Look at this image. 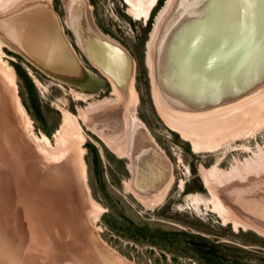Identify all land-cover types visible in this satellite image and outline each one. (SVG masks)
Listing matches in <instances>:
<instances>
[{"label":"rangeland","instance_id":"obj_1","mask_svg":"<svg viewBox=\"0 0 264 264\" xmlns=\"http://www.w3.org/2000/svg\"><path fill=\"white\" fill-rule=\"evenodd\" d=\"M50 1L55 8L59 9V11L56 10L60 12L63 21L65 20L67 23V1ZM170 1L158 0L150 18L146 20L143 17L135 18L129 11V4L124 0H87L88 3L85 4V7L84 4L82 6L86 15L90 13L92 16L97 31L105 35L109 41H115L119 45L118 47L127 49V53L133 58L135 63L133 87L138 96V103L134 109H127V111H125L124 101L120 94L115 92V81L112 82L105 73L107 69L101 70L92 64L102 74L95 69L86 59L82 48L81 51L84 55L74 47L91 79L90 82L88 80L82 88H79L78 85L66 84L48 76L23 57H16L13 54L15 52L8 48V45L0 38V264H83L85 261L84 264L93 262L98 264V258L93 254L91 256L87 248L74 244L78 243L76 241L78 235L83 239L91 232L92 234L88 237L94 235V239L100 243L103 249L107 250L106 253H109L113 259L123 260V263L119 262L120 264H198L186 256H181L179 251L183 247L180 246L178 238L174 241L166 236L170 231L177 229H188L194 233L215 239L219 238L221 241L238 245H241L243 240H247L250 243L249 249L255 253L246 256L239 252L236 255L251 264H262L261 261H264V236L244 226L235 228L233 221L226 220V222L213 207L214 193L211 190L213 189L228 206L230 218L237 219L235 212L232 211L233 202L239 201L238 199L245 195L248 196L249 192L258 191L256 189L262 182L264 183V101L259 103L264 99V90L258 92V95L244 98L242 96L243 102L241 108L238 109L240 113L235 121L232 120V117L227 118L225 123L229 126L226 125L224 131L223 127L221 128L224 133L208 136L209 141H219L216 148L196 151L191 142L183 138L180 131L173 129L161 116L156 102L152 68L149 63L152 46L154 47L153 40L156 38L155 34L159 28L157 21ZM36 2L37 0H24L20 3L22 8L18 6L17 9L13 8L10 13L4 15L6 18L7 16L11 17V14L19 7L22 11L30 9L31 6L35 8ZM25 16L23 15L21 19ZM3 20L5 19L3 18ZM8 24L12 25L11 22ZM74 26L77 28L76 25ZM8 29L9 26H4V33L10 37L13 32L10 31V33ZM72 31L74 32L73 29ZM74 34L77 38L76 32ZM123 51H119V57L124 53ZM10 73L15 75V83H11L13 89L8 76ZM117 77L120 76H115L117 83L120 82V85L125 83ZM31 90L34 91L35 98H32ZM261 92L262 95H260ZM129 97H126L125 103L129 102ZM251 99H257L256 103L259 104H252ZM19 100L24 104L28 115L22 111ZM37 100L39 105H37ZM255 105L259 107H255ZM5 106H9L8 109ZM38 106L39 110H37ZM231 108L232 106L228 111ZM232 114H227V117ZM98 115H101V119H95L94 122H97L100 128H113V120L119 121L121 118V122H124V128L121 131H126L125 139L128 137L131 149L133 147L132 140L130 141L131 136H134V141L137 138L135 144L139 140V132L138 135L136 134L138 129L133 131L131 126V117L136 115L144 122L146 129H140L147 133L143 130L140 132L145 137L150 136V139H153L151 141L159 147V151L153 154L158 155L164 152L163 154L167 157V164L172 171V181L169 187L164 189L161 185L154 196L147 198L148 200L142 199L134 191L131 183L135 182L137 169L150 167L151 159H148L146 154L138 152L137 155L136 149H134V157L137 155L135 161L132 159L131 152L122 154L112 150L102 136L89 128L86 118L92 120ZM66 117L70 121L77 119L82 126L84 135H86L83 137L84 142H81L78 136L72 135L74 137L71 138L72 136L65 133ZM28 118L32 120L33 129L37 135L45 134L50 138L53 148L49 146L48 150L53 151L57 147L61 146L62 148L63 145L64 148L68 147L69 151H67L66 157L62 156L63 158L60 157V160L56 161L53 160L51 153L44 151L45 154H43V151L38 149L36 140L30 132L31 127L28 126ZM108 122L111 124L107 125ZM60 129L62 130L60 131ZM142 134L140 135L142 136ZM65 138L66 141H64ZM113 141L116 142V139ZM4 145L7 147H1ZM149 154L151 155V153ZM20 158L28 160L32 166L25 167L27 161L23 160L25 163L23 164L20 162ZM127 158L130 160L129 169L127 168L129 162ZM69 161H74V165L77 164L80 170L78 179L61 173L59 170L62 166L55 167V164L63 163L65 165ZM247 167H252L251 170L263 168L262 171L252 170V173L250 171L247 173V170L244 171ZM146 172L144 170L140 177L146 175ZM217 172L218 174L220 172L228 174V180H225V183L215 182L209 188L203 180V174L211 176ZM235 173L236 176H232ZM37 178L38 181H36ZM45 178L50 183L57 184L55 189L57 191L59 189V194L62 189L61 196L65 194L69 198L79 199L77 200L79 202L78 209L81 211H78L81 213L77 218L80 223H77L75 215L74 220L67 221L69 223L65 225L67 228L65 231L73 230L72 233L68 231L65 234L67 237L64 235L62 241L60 231L63 229L59 230L56 226L53 227L54 224H50L47 219L49 213L39 206L37 209L36 203H34L37 199L34 194L38 188L37 184L47 187L48 183L44 182ZM24 179L28 180L29 186ZM31 182L35 183L32 185ZM22 184H26V190L22 188ZM50 187L52 188V186ZM239 196L241 197L239 198ZM44 200L47 201V196ZM94 202L99 205L97 206ZM99 212V218L96 220L94 216ZM76 231H80L82 234L76 233ZM87 231L90 233L88 234ZM243 232L246 234H242ZM70 234L73 235L69 236ZM32 236L33 238H31ZM17 245H20V248ZM22 245H31L32 247V254L28 259L24 252L20 251L24 247ZM68 255L70 256L68 257ZM115 255L116 257H114ZM92 257L93 260H91Z\"/></svg>","mask_w":264,"mask_h":264},{"label":"bare ground","instance_id":"obj_2","mask_svg":"<svg viewBox=\"0 0 264 264\" xmlns=\"http://www.w3.org/2000/svg\"><path fill=\"white\" fill-rule=\"evenodd\" d=\"M23 1L24 0H0V17H2L0 19V30L4 32V26H9V32H13V35H11L10 37L13 38L16 43L17 41H21L20 46L23 45V47H25V45L30 40H35L34 43L43 42L42 45L45 46L46 43H44V41L48 40L47 31L46 33H40L41 30L38 28V25L40 26V23H42L43 20L46 19L50 14V10L47 9V6H44L42 9L40 8L39 10H37L38 5H33L35 6V8L31 6L30 9L20 12L22 14L17 15L18 17H16L15 19L10 16H7L6 18L5 16L7 13H10L13 8L17 9L18 6L21 7L20 3H22ZM47 1L51 2L50 0ZM66 1L68 7L67 24L71 29L74 30V32H76L78 43L84 50L85 56L92 59V63L99 67L101 70L107 69L105 73H107L112 82L115 81V92H118L122 98V101H124L125 111H127V109H134L136 104L138 103V96L133 87V71L135 69V63L133 61V58L130 54L127 53V49L125 51L126 53L121 54L119 57V45H117L115 41H109L105 35L97 31L98 29L93 23L92 16L90 15V13L86 15V11L82 7L83 4L85 7V4L88 3L87 0ZM124 1L129 4V11L133 14V16H135V18L140 19L143 17L146 20L150 18L151 12L158 0ZM166 11L167 14H165ZM23 15L26 16L21 19ZM85 16H87V18H85ZM88 16L90 19L89 21H91V24H88L87 22ZM3 18L8 20L4 21ZM8 22H11L12 25L8 24ZM157 24L159 28L157 33L155 34L156 38L153 40L154 47L152 46V56L151 59L149 57V63L152 68L151 72L155 82L156 102L159 106L161 116L166 120L167 123H169V125H171V127H173V129L180 131V135L183 138L188 139L196 151L210 150L216 148L218 146L219 141H209V137L211 134L214 135L216 133L218 135V133H224V127L226 125L227 127L229 126V124L225 123L227 118L232 117V120L235 121V119L238 117L237 115H239L240 113L238 109L241 108V104L243 102V100H241L242 96L244 98L250 97L255 94L258 95V92L264 90V0H171L168 4V7L160 15ZM74 25H76L77 28H75ZM84 27H87L88 29H85ZM8 30H6V32H8ZM226 31L229 32L230 35H234V38H236L237 40L233 43H231L229 38L227 43H225L224 40L218 41L219 35H222V33L223 35H227ZM24 38L25 42L22 41ZM109 42L112 44H110ZM29 44L33 45L31 41L29 42ZM45 49H47V47ZM247 55L249 56L247 57ZM116 75L120 76V78H122V81H124L127 85L125 86V83H123L122 85H120V82L117 83L115 80ZM8 76L10 77V84H14V73H10ZM203 79L205 80L203 81ZM207 83L212 84L211 89H207L210 88L209 86L205 85ZM12 84L10 86L13 89ZM260 95H262V92ZM128 96H130L128 99L129 102L125 103V99L126 97L128 98ZM263 101L264 99L261 100L259 103ZM251 102L252 104H259L256 103L257 99H251ZM19 104L25 115H28L24 104L20 100ZM231 106L232 108L228 111ZM5 107L8 109L9 106ZM255 107L259 106L255 105ZM231 113L233 114L227 117V114L229 115ZM222 114L224 115L222 116ZM167 116H170L173 121L171 119L170 121L166 119L168 118ZM66 118L67 123L64 126L65 133L68 134L70 137L72 135L78 136L80 137L79 139L81 140V142H84L83 137L86 135H84L82 126L79 124L77 119L75 121H70L68 117ZM95 119H101V115L94 117L92 120L86 118L90 130L102 136L112 150H115L118 153L122 154H127L131 152L133 161L136 160L138 152L143 155L146 154V157L148 159H151L149 161V165L150 163L152 165L150 167L148 166L149 168H143L145 171H147L146 175L140 177L141 175H143L141 173H144V170L142 168H138V173L135 177V182L131 183V187L140 197H142V199H147L150 196H154V194L159 190V187L161 185L164 189H166V187H169L172 181V171L169 169V165L167 164V157L165 154H163L164 152L162 154L159 153L158 155L153 154L159 151V147L158 145H156V143L152 142L153 139H150V136L145 137V135L140 132V130H143L140 128L146 129L144 122L140 120V118H138L136 115H133L130 120L131 126L133 127V131L138 129L136 130L137 135L139 132V140L136 142V144L135 141L137 140V138L134 141V136H131V138L129 136L130 141L132 140L133 143L132 149L127 140L128 137L125 139L126 131H121L124 128V122H121V118L119 121H117V119L113 120V128L107 126L111 124L109 122L106 125L108 128H100L98 127L97 122H94ZM28 121V126L31 127L30 132H32L31 134L36 140L35 142L39 147L38 149H41L43 151V154H45L44 151L51 153L50 155H52L53 160L56 161L60 160V157H64L66 154H68L67 151L69 150L67 149L68 147H66V145V148H64L63 145L62 148L60 146L61 149L57 147L53 151L48 150L47 147L49 146H52L51 148H53V144H51L50 138L45 134H43L42 136L37 135L33 129L32 120L28 118ZM98 123L102 124L103 122ZM222 127L223 131L221 130ZM61 130L62 129H60V131ZM192 130H194V133H192ZM205 131H207V133H205ZM140 134H142V136ZM73 137L74 136H72L71 138ZM66 138L64 139V141H66ZM112 139H116V142H114ZM13 144L18 145L17 143ZM129 146L130 148H128ZM1 147L5 148L7 146L4 145ZM134 149L137 150V155H135V157ZM2 150L4 149L2 148ZM148 152L151 153V155ZM23 160L25 159L20 158V162L23 163ZM26 161L27 166L25 167L32 166L28 160H25V162ZM59 166H62V168L59 170L61 173H66L69 175L68 177L71 176L78 179L80 170L77 167V164L74 165V161H69L65 165L63 163L55 164L56 168ZM256 166L258 167L260 165ZM263 167L260 168L262 169ZM251 168L247 167V169H245L244 171L247 170V173H249V171L252 173V170H261L254 167V169L251 170ZM32 170L30 171L32 172ZM203 175V180L209 188H211V186L215 182L225 183V180H228V174L226 175V173L224 174L223 172H220L219 174L217 172L214 175L212 174L211 176L206 173H204ZM232 176H236V173ZM36 181H38V178ZM44 182L48 183L46 184L47 187H44L43 185L41 186V184H37L38 188H36L34 194L36 195L35 198H37L39 201L36 199L34 203H36L37 209L39 207L41 209L44 208L49 213L47 219L50 224H54L53 227L56 226L59 230L63 229L62 231H60V238L62 241V237L66 233H68V231H71L72 233L73 230L72 229L65 231V225L69 223L70 220H74L75 216L77 218V216H79L81 213L79 212L81 210L78 209L79 202H77V200L79 199H76L75 197L74 199L69 198L65 194L61 196L60 194L62 189L60 190V194L58 192L59 189L58 191L55 189L57 184L50 183L47 179L46 181L44 180ZM26 184L27 186H29L28 180H26ZM26 184H24L25 186L23 184V186L21 185L24 190H26L25 188H27ZM30 184H32V182ZM49 184L50 186H52V188L49 186ZM211 190L212 193H214L212 197L213 207L217 212H219L223 216L224 220L233 221L235 228H239L240 226L246 227L247 225H244L242 221L240 222L238 219L230 218L228 214L230 210H227L228 206L225 205L224 201L220 196H218V194L216 195L213 189ZM38 193H40V195H38ZM46 196L47 201L44 200ZM60 197H63L64 200L62 201L63 198ZM240 197L241 196H239V198ZM45 201L48 204L46 203L45 205ZM98 205L99 204H97V206ZM252 206L254 207L256 205L251 204L248 212L249 214L252 213L253 215L256 209L253 210V208H251ZM256 208L258 207L256 206ZM50 211L53 213L51 214ZM243 212L244 211H242L241 213ZM14 213L17 214V212ZM99 214L100 212L98 214H95L94 218L96 220L99 218ZM79 218L81 219V217ZM77 220V223H80V220L78 218ZM11 225L13 224L11 223ZM80 231H76V233H80ZM87 232L88 234L90 233L89 231ZM80 234H82V232ZM90 234H92V232ZM90 234L88 236H90ZM30 235L32 234L30 233ZM72 235L70 234L69 236ZM88 236H84L85 238L82 239L78 235V238L76 237L78 240L75 239L76 241H78V243L75 242L74 244H79L81 247L87 248V251H90L91 256L93 254V256L95 255V257L98 258V264H120L119 262L123 263V260H119L120 258L113 259V257H111L109 253H106L105 251L107 250L103 249L100 243L94 239V235L93 237ZM31 238H33V236ZM26 246H24L23 248L28 252L24 251L23 248L20 251H23L25 256L27 257L26 259H28L29 255L32 254V247L31 245H28L27 247ZM17 247L20 248V245H17ZM69 256L70 255H68V257ZM114 257H116V255ZM91 260H93V257ZM84 263H86V261Z\"/></svg>","mask_w":264,"mask_h":264},{"label":"water","instance_id":"obj_3","mask_svg":"<svg viewBox=\"0 0 264 264\" xmlns=\"http://www.w3.org/2000/svg\"><path fill=\"white\" fill-rule=\"evenodd\" d=\"M36 3L38 5L37 10L40 8L42 9L44 6H47V9L50 10L49 16L44 19L42 23H40V26L38 25V28L41 30L40 33H46L47 31L48 40L44 41V43H46L45 46L42 45L43 42L34 43L35 40H30L33 45L29 44L30 41H28L25 47H23V45L20 46L21 41H17L19 44L18 45L11 37L7 36L6 33L1 30L0 38L8 45V48L23 57L26 61L37 67L43 73L63 83L78 85L79 88H82L83 85L88 82V80L90 82L91 77L85 65L83 64L81 57L71 43L67 32L65 31L63 19L59 15V12L56 10L52 2L42 0L37 1ZM16 11L22 12V9L20 8ZM16 11L11 14V17L14 19L18 17L17 15L22 14ZM89 20L90 19L88 16L87 22L88 24H91V21ZM226 34L227 35H223L222 33V35H219L218 41L224 40V42L227 43L229 38L231 43H233L237 40L234 38V35H230L229 32L226 31ZM22 41L25 42V38ZM46 47L47 49H45ZM119 48L120 50H124L121 47ZM125 51L126 50L123 52L126 53ZM248 56L249 55H247V57ZM87 60L92 62V59L89 57H87ZM204 80L205 79H203V81ZM110 83L112 82L110 81ZM205 85L210 87L207 89H211V83H207ZM167 117L168 118L166 119L170 121V116ZM171 120L173 121V119ZM256 190L258 191L254 193L249 192L248 196L245 195L244 197H241L239 201L233 202L232 209L236 214V218L240 222L242 221L244 225H247L245 228L252 229L256 233L264 236V183H262ZM251 204L258 207H251L253 210L256 209L255 212L253 211V215L252 213L249 214L248 212ZM242 211L244 212L241 213Z\"/></svg>","mask_w":264,"mask_h":264},{"label":"trees","instance_id":"obj_4","mask_svg":"<svg viewBox=\"0 0 264 264\" xmlns=\"http://www.w3.org/2000/svg\"><path fill=\"white\" fill-rule=\"evenodd\" d=\"M13 54L21 58L20 55L16 53ZM31 93L32 98H35L33 90H31ZM37 105H39L38 100ZM37 110H39V106ZM143 228L145 229L146 226L144 225ZM242 234L246 233L243 232ZM166 236L174 241L178 238L180 246L183 247V249L179 251V253L182 254L181 256H186L190 258L191 261L198 264H251L249 261L243 260V258L236 254L241 252L247 256L255 253L253 250L249 249L248 246L250 243L247 240H243L241 245H238L232 242L221 241L219 238L215 239L207 235L194 233L188 229L172 230ZM261 263L264 264V261H261Z\"/></svg>","mask_w":264,"mask_h":264},{"label":"flooded vegetation","instance_id":"obj_5","mask_svg":"<svg viewBox=\"0 0 264 264\" xmlns=\"http://www.w3.org/2000/svg\"><path fill=\"white\" fill-rule=\"evenodd\" d=\"M58 11H59V9L58 8H56ZM59 15H60V12H59ZM151 16V15H150ZM62 18V17H61ZM64 22V26H65V28H66V32H67V34H68V36H69V38H70V40H71V43L73 44V46L77 49V50H79L82 54H83V52L81 51L82 49H81V47L79 46V43L77 42V38H76V35L74 34V32L72 31V29L69 27V25L67 24V23H65L66 21L64 20L63 21ZM84 55V54H83ZM85 57V56H84ZM86 58V57H85ZM87 59V58H86ZM89 63L92 65L93 63L92 62H90L89 61ZM94 65V64H93ZM92 65V66H93ZM95 69H97L95 66H93ZM98 70V69H97ZM99 71V70H98ZM100 72V71H99ZM101 73V72H100ZM102 74V73H101ZM117 78H119V79H121L120 81H122V78H120V77H117ZM104 143V142H103ZM105 144V143H104ZM120 157V156H119ZM120 158H126V157H120ZM128 159V158H127ZM128 163H127V168L129 169V165H130V160L128 159Z\"/></svg>","mask_w":264,"mask_h":264},{"label":"crops","instance_id":"obj_6","mask_svg":"<svg viewBox=\"0 0 264 264\" xmlns=\"http://www.w3.org/2000/svg\"><path fill=\"white\" fill-rule=\"evenodd\" d=\"M13 39V38H12Z\"/></svg>","mask_w":264,"mask_h":264}]
</instances>
